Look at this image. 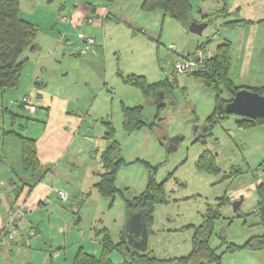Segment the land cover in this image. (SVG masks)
<instances>
[{
	"label": "rangeland",
	"instance_id": "374dc122",
	"mask_svg": "<svg viewBox=\"0 0 264 264\" xmlns=\"http://www.w3.org/2000/svg\"><path fill=\"white\" fill-rule=\"evenodd\" d=\"M20 2L21 15L38 26V35H48L50 27L56 32L62 31L59 22L64 15L59 11L62 0ZM190 3L193 17L198 20L201 13L213 14L200 35L186 31L167 15L163 18L161 10L133 12V0H117L114 8L130 13V25L135 31H125L128 26L124 24L106 30L107 52L94 57L97 63L84 59L88 53L82 57V65L78 61L74 64L73 72L65 81L58 79L67 82L65 88L85 91L89 98L88 115L94 132L91 129V148L84 153V158H91L90 151L98 158L109 143L103 137V121L108 114L120 155L127 162L116 177L120 192L109 199L95 189L96 194L90 196L89 203L82 209L81 213L85 215L79 224L84 232L89 233L87 236L96 239L100 236L95 235L94 228L106 226L116 241L119 212L122 216L126 213L124 198L131 199L142 192L149 174L154 173L157 181L165 180L167 202L153 208L147 241L151 254L166 258L187 255L192 249L195 228L204 222L206 215L217 212L211 218L208 243L220 253V264H239L238 250L226 251V244H242L248 237L264 232L257 212L258 196L253 188L254 183L262 178L258 169L264 162V123L239 127L236 124L239 116L228 114L215 122L206 136L195 139V127L205 126L213 111L215 93L212 89L191 74H175L165 88L164 105L157 109L139 88L124 83L118 74L120 71L125 74L133 70L146 73L152 70L150 73L156 81L164 80L166 76L171 78L174 75L172 67L163 59L171 45L174 56L179 58L195 50L196 40L199 44L204 43L211 54L218 44L227 41L231 46L230 77L233 84L244 88L263 83L264 0H190ZM224 5L227 17L215 16V11ZM228 19L240 21L225 23ZM67 32L70 41L77 40L84 45L77 37L78 32L86 36L84 27L69 26ZM71 49L66 47L69 52ZM47 51L52 50L46 46L42 53ZM69 58L74 60V57L65 59ZM58 80L50 82L51 86L59 85ZM104 80L107 86L93 103L92 93ZM222 94L226 97L225 90ZM121 102L130 106L141 105V119L153 122L152 128L143 126L126 133L121 124ZM175 136L180 140L176 149L169 152L168 142ZM204 149L214 154L217 171L197 169V159ZM240 198L242 202L235 212L232 203Z\"/></svg>",
	"mask_w": 264,
	"mask_h": 264
},
{
	"label": "crops",
	"instance_id": "0c3cea01",
	"mask_svg": "<svg viewBox=\"0 0 264 264\" xmlns=\"http://www.w3.org/2000/svg\"><path fill=\"white\" fill-rule=\"evenodd\" d=\"M109 1L62 0L59 11L67 14L70 22L59 21L62 31L56 32L54 27H50L48 35L37 34L34 52L38 53L27 54V62L17 87L0 91V228L12 209L19 210L13 240L0 246V264H72L79 248L95 256L100 254L98 239L87 236L89 233L84 232L79 224L85 215L81 213L83 207L89 203L90 196L96 194L94 184L99 179L100 171L99 156L97 158L90 151L91 158H84V153L91 148L90 137L83 135L85 129H92L88 115L89 98L85 91L65 88L67 82L58 79L65 81L77 61L81 64L85 59L97 63L94 57L107 52L106 30L120 24L128 26L125 31L132 30L130 13L114 8L117 0H113L112 4V0ZM141 1L133 0V12L141 10ZM20 10L22 14L21 2ZM201 14L203 16L206 13ZM163 15L162 12L164 18ZM87 16L93 17L87 27L78 24L81 18ZM69 26L84 27L86 36L94 38L93 46L87 49L89 51L80 53L82 43L70 41L67 32ZM196 42L198 45L199 41ZM46 46L52 51L42 53ZM171 46L168 55L163 56L169 65L172 59H178L171 51ZM66 47L72 48L71 51H67ZM86 54L88 56L85 58ZM66 57H74V60ZM103 59L106 61L105 57ZM54 65L57 67L54 68ZM155 67L154 64L153 69ZM52 68L53 71L47 72ZM150 72L152 70L149 73L133 70L125 74L120 71L118 74L121 79L127 74H135L144 76L149 83L157 82ZM54 80L60 84L51 86L50 82ZM99 84L98 89L92 93L93 103L98 93L103 92L107 86L106 80ZM24 95L31 98L34 109L30 110L21 104ZM123 105L130 106L121 102L120 115ZM10 114L15 116V120H11ZM108 117L107 114L104 120H109ZM19 136L35 140L40 163L50 168L48 173L35 182L25 180L29 173L24 172L22 167ZM59 189L67 193L66 200L59 199ZM77 213L80 216L79 222L74 220ZM125 219L126 213L122 216L119 212L120 227L116 241L125 225ZM238 258L241 260L239 264H264V250L240 249ZM111 259L115 263L121 262L117 252L111 254Z\"/></svg>",
	"mask_w": 264,
	"mask_h": 264
},
{
	"label": "trees",
	"instance_id": "16d2710c",
	"mask_svg": "<svg viewBox=\"0 0 264 264\" xmlns=\"http://www.w3.org/2000/svg\"><path fill=\"white\" fill-rule=\"evenodd\" d=\"M140 9L146 12L161 10L164 15L179 22L185 30H188L189 23L194 20L190 0H142ZM216 12L217 13L214 14L215 16L220 15L224 18H226L228 14L225 5ZM64 15L68 16L67 14ZM210 17H213V14L210 16L205 14L200 20H205L209 23ZM86 18H91V20H93L91 16H87ZM60 21L70 22L69 19L61 20V18ZM239 21L240 20L228 19L225 23L233 24ZM243 22L244 21L241 23ZM80 25L83 26L84 24ZM38 30V26L35 23L21 16L20 0H0V91L6 88L17 87L27 62V54L34 52L37 47L35 38L38 34ZM197 47L205 48V45L204 43H200ZM230 52V43L223 41L216 46L211 57L203 61V68L196 69L189 73L202 81L205 86L212 89L215 93L213 111L207 117L204 130L195 134V139H201L206 136L215 122L228 115L224 112V103L230 100L238 89L243 88L234 85L230 77ZM191 53L183 55L178 59L186 57ZM175 74L176 73H174L171 78L166 76L164 80L153 83H149L144 76L135 74H127L122 77V80L127 84L139 88L144 96L153 100L158 91L161 90L165 93V88L171 83V79L173 80V77H176ZM244 88L259 94H264V82L254 87ZM223 90L226 91V97L222 94ZM163 105L164 102L158 105L157 109L161 108ZM141 107V105L122 106L121 124L126 133L135 131L143 126L152 128L153 122H146L141 119ZM10 118L11 120H15V116L12 114H10ZM238 118L236 124L244 128L264 123V118L260 117L251 119L239 116ZM103 123L105 126L103 137L107 139L109 143L99 155V179L94 184V187L99 194L111 199L116 193L120 192L116 186V177L119 169L127 164V162L120 155V146L114 139L115 129L111 121L106 120L103 121ZM10 133L13 134V132ZM14 134L16 133L14 132ZM19 140L21 144L22 167L24 172L29 173L28 178L25 180L35 182L48 173L50 168L40 163L34 139L19 136ZM196 167L198 170L206 172L218 170L214 154L206 149L199 155ZM258 170H260L262 178L255 187L258 196L257 212L260 217V222L264 227V162L259 164ZM164 181L165 180L161 182L157 181L154 177V173H150L147 184L142 192L133 196L131 199L124 198L126 213L131 210H142L146 219L147 228L153 219L154 206L159 203L167 202ZM216 215L217 212H211L210 215H206L204 222L199 227L195 228L192 249L185 256H176L172 258L154 256L151 254L148 245L145 250H139L132 246L126 238L124 227L120 231L119 239L114 241L107 228L102 226L94 228L95 235L99 234L100 236L98 237L101 246L100 254L95 256L79 248L74 255L72 264H198L200 261H202L203 264H220V253L208 243V236L212 223L211 218ZM221 239V243L224 245V237L221 236ZM225 249L229 252H235L240 249L251 251L264 250V232L248 237L242 244L228 243ZM113 252H117L121 256L120 263L112 261L111 254Z\"/></svg>",
	"mask_w": 264,
	"mask_h": 264
},
{
	"label": "water",
	"instance_id": "95a60500",
	"mask_svg": "<svg viewBox=\"0 0 264 264\" xmlns=\"http://www.w3.org/2000/svg\"><path fill=\"white\" fill-rule=\"evenodd\" d=\"M208 22L192 20L188 25V31L200 35L202 31L207 27ZM170 56V55H169ZM171 64L174 62L172 59ZM164 93L158 91L153 99V103L158 106L163 103ZM224 112L227 114H235L247 118H264V94H259L255 91H251L247 88L238 89L230 100L226 101L223 105ZM202 128L195 127L194 133L197 134L199 131L204 130ZM91 129H85L83 135L91 136ZM180 138L177 136L173 137L168 144L169 151L176 149V144ZM242 202V198L235 200L232 203L233 211L236 212L239 205ZM80 216L78 215L75 222H79ZM126 238L128 242L139 250H145L147 248L148 241V228L146 219L142 210H131L126 213L125 225H124ZM198 264H203L202 261Z\"/></svg>",
	"mask_w": 264,
	"mask_h": 264
},
{
	"label": "built area",
	"instance_id": "2783aa9c",
	"mask_svg": "<svg viewBox=\"0 0 264 264\" xmlns=\"http://www.w3.org/2000/svg\"><path fill=\"white\" fill-rule=\"evenodd\" d=\"M70 20V18L66 15H63L61 17V20ZM92 20L91 18H81L78 22L79 24H88ZM78 38L83 42V46L80 49V53H85L88 47L94 44V38L92 36H85L82 32L77 33ZM173 48V45L171 46ZM211 51L209 49L197 47L191 54L187 55L186 57L176 59L171 67L172 71L176 74H189L193 72L196 69L203 68V61L209 57H211ZM21 104L28 107L30 110L34 109V104L31 98L28 95H24L21 99ZM259 175H261V172L259 170ZM260 181V180H259ZM258 180L256 183L259 182ZM254 183L253 188H255ZM57 195L59 199L66 200L67 193L64 190L59 189L57 191ZM19 213L18 209H12L6 219L4 220L3 224L0 228V246H3L5 244H8L9 241H12L14 238V231H15V220ZM32 233H34V230H32Z\"/></svg>",
	"mask_w": 264,
	"mask_h": 264
},
{
	"label": "clouds",
	"instance_id": "9594fccd",
	"mask_svg": "<svg viewBox=\"0 0 264 264\" xmlns=\"http://www.w3.org/2000/svg\"><path fill=\"white\" fill-rule=\"evenodd\" d=\"M175 61V60H174Z\"/></svg>",
	"mask_w": 264,
	"mask_h": 264
},
{
	"label": "flooded vegetation",
	"instance_id": "af4514ba",
	"mask_svg": "<svg viewBox=\"0 0 264 264\" xmlns=\"http://www.w3.org/2000/svg\"><path fill=\"white\" fill-rule=\"evenodd\" d=\"M201 21V20H200Z\"/></svg>",
	"mask_w": 264,
	"mask_h": 264
}]
</instances>
